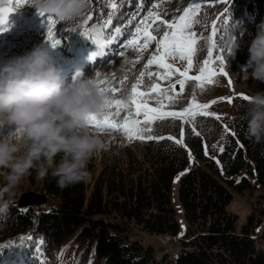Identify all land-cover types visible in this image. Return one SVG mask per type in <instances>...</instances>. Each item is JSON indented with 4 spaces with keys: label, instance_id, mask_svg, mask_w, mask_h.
<instances>
[{
    "label": "trees",
    "instance_id": "obj_1",
    "mask_svg": "<svg viewBox=\"0 0 264 264\" xmlns=\"http://www.w3.org/2000/svg\"><path fill=\"white\" fill-rule=\"evenodd\" d=\"M109 2L89 0L87 13L93 17L89 25L102 23L108 18L109 11H112ZM111 2L118 8L107 29L113 34L116 28H120L117 40L119 44H126L149 12L159 16L151 29L155 34L162 20H176L191 0ZM199 2H202L197 16L200 23L193 31L198 38L197 55L201 59L208 58L214 21L219 30L215 54L226 51L219 45L225 17L238 24L235 35L240 39L239 49L248 48L256 33V25L264 19V0H232L229 4L220 0ZM153 19L147 23H152ZM80 20L69 26L57 21V37L60 40L74 37V32L68 29L78 26ZM74 40L72 38L71 42ZM150 46H155L154 41ZM149 72L154 73L148 67L145 70L143 61L133 57L130 67L110 84L119 91L106 95L128 100L131 86L137 79L142 81L139 89L147 91L153 84L154 75L149 76ZM160 88L168 90L167 96H173L175 100L170 102L167 96H159L149 101L152 106L187 108L189 98L184 92L171 86ZM246 103L247 100L237 98L232 115L227 119L197 115L194 121L184 124L171 117L157 120L152 123L153 130L149 134L174 139H135L138 153L128 143L119 148L102 146L88 163L91 179L86 182L61 189L51 174L40 179L33 171L26 176L27 181L34 192L45 195L46 203L39 207H19V196L15 195L7 215L0 217V244H19L22 237H32V240H25L30 246L17 249L14 254L5 249L0 263L168 264L171 259L167 253L156 260L151 246L132 236L134 233L178 236L181 228L172 203V183L176 174L190 164L178 180L177 199L185 224V231L179 237L182 249L193 250H179L174 264H264V249L256 246L253 237L256 228L261 226L260 238L264 239V196L256 197L253 210L241 225H238V215L227 208L233 191L241 192L251 187L247 174L254 175L264 188V141L256 143L247 136V125L241 118ZM116 121L123 122L122 119ZM193 124L201 135L192 131ZM182 133L187 152L192 156L191 162L186 150L175 143ZM120 134L126 136L121 131ZM220 147L224 148L223 152L219 151ZM41 240L43 243L39 244L37 252L36 245Z\"/></svg>",
    "mask_w": 264,
    "mask_h": 264
},
{
    "label": "clouds",
    "instance_id": "obj_2",
    "mask_svg": "<svg viewBox=\"0 0 264 264\" xmlns=\"http://www.w3.org/2000/svg\"><path fill=\"white\" fill-rule=\"evenodd\" d=\"M28 5L69 26L84 17L89 0H29ZM237 28V22H229L219 41L232 56L240 46ZM248 52L251 73L242 67L240 75L264 83V19L256 25ZM61 74L40 46L0 66V217L7 215L18 186L33 171L40 179L51 174L61 189L91 179L88 163L103 144L90 133L88 117L104 110L106 94L80 68L68 83ZM248 98L241 118L247 136L259 143L264 141V90Z\"/></svg>",
    "mask_w": 264,
    "mask_h": 264
},
{
    "label": "rangeland",
    "instance_id": "obj_3",
    "mask_svg": "<svg viewBox=\"0 0 264 264\" xmlns=\"http://www.w3.org/2000/svg\"><path fill=\"white\" fill-rule=\"evenodd\" d=\"M231 1L232 0H227L226 4H229ZM28 4L29 0H24V6L17 9L15 7L14 0H0V8L10 7L13 9V11L8 15L6 24L2 26L6 30L0 32V66H2L4 63L15 56L23 55L26 52H29L34 46H40L46 49V43H50L45 39L48 15H41ZM188 6L189 5H187L186 7ZM182 14L183 12L180 15ZM82 23L83 20H80L76 28H78ZM93 24L99 25L100 22H95ZM165 30H167V25L161 23L159 29L157 30V33L154 34L152 32V34L156 36L158 40L163 36V32ZM73 32L75 34L74 37H66L65 39L60 40L57 37L58 32L55 30V37L60 41V43L55 47H53L50 43L48 47L50 55L56 65L64 70L61 74L63 83L70 82L72 73L75 71V69L80 68L82 69L85 76L91 77L94 81L106 80L108 81V86H110L111 82L115 78L120 77L122 73L130 67V63L131 61H133V57H137V60L143 61L145 67V65H147V61L151 59L152 56L159 55L156 50V41H154V47L148 44L147 49L146 47H142L141 50L138 51L135 47H124V44H119V41L116 37L118 33L114 32L113 34H111L110 30L104 29V35L110 38L112 40V43L106 45L103 53H98L93 57L92 60H89L88 57L90 53L96 51L95 44L89 38L82 36L79 30ZM72 38H75V40L71 42ZM139 44L143 45L142 39L139 41ZM239 48L236 50L235 56L230 55L227 50L217 54L218 56H222L224 58L223 67L224 70L228 73L227 76L218 74L213 78L211 83H205L202 88L197 87V84L199 83L198 81L185 79L182 92H184L189 98L188 106L193 102L194 99L196 103L208 104L209 107L207 111L215 113L221 119H227L232 115L233 105L236 99L240 97V94H246L248 96L256 91L264 90V83H259L255 80H252L251 75H249V79L247 80L244 79L242 75H240L242 67L248 66L249 52L248 48L242 51ZM207 59L208 58L201 59L197 55L196 44V54L193 57L192 67L188 69L187 75H199V69L204 65V61ZM165 62L173 66L170 70H168L166 79L164 78L165 70L163 68H160L155 63L147 66L151 71H154L153 84H158L160 87L171 86L175 90L181 91L180 85L177 83V81L180 79H184L183 77H181L180 73L183 72L185 68H187L188 61L182 60L179 57L169 56L166 58ZM213 64L217 68L221 66L219 61L214 60ZM177 69H179V71H177ZM247 70L249 73H251L250 67H247ZM157 73H160L161 75L158 76L156 75ZM229 80H231V84H229ZM217 81L219 82L218 85L216 84ZM226 97H231L232 102L230 103L227 99H222ZM110 98L113 97L110 96ZM213 101H215V103H212ZM162 110L183 112L184 109H167L163 107ZM112 111H115V109H112ZM128 112L129 109H122L120 111V115L115 117V119H122L123 121L124 117L128 115ZM140 119L143 122L142 116L140 117ZM176 119H178L181 124H184L185 122V120L179 117H177ZM156 122L157 120L153 121L152 123ZM88 129L90 133L99 135L103 146L111 148L115 146V148H119L128 143L131 145L132 150L138 153L137 147L134 146V141L136 138L129 139L127 136L121 135L120 131L114 132L112 130H109L101 132L90 127H88ZM2 134L3 132L0 131V135ZM162 135L166 134L163 133ZM179 145L187 152L184 142ZM187 153L189 155V152ZM191 161L192 156L190 162ZM189 167L190 164H188V166L184 170L178 172L174 177L172 183L171 197L181 226L180 234L181 232L183 233L184 220L182 209L177 199V184L179 178L186 173ZM247 177L251 183V187L241 192L233 191L232 200L227 206L228 210L238 215V225H241L245 221L247 214L253 210V204L256 197L260 194L264 196V188H262L257 183L255 176L247 174ZM28 191H34V189L31 185H29L27 177H24L16 190V195L20 196L21 193ZM254 211L256 212V210ZM262 221L264 222V216L262 217ZM261 231L262 227H257L255 230L254 238L256 240V246L260 249H264V239L260 238ZM166 236L167 235L159 237ZM132 237L135 239H139L145 245L151 246V248L153 249V253L156 256L160 255V253L157 254L158 252L168 247L170 248L168 253L170 259H175L177 253L179 252L176 244V239L170 241L167 245L164 246L154 235L151 236L134 233ZM172 238L173 237L170 236V239ZM61 253H63V251Z\"/></svg>",
    "mask_w": 264,
    "mask_h": 264
},
{
    "label": "snow or ice",
    "instance_id": "obj_4",
    "mask_svg": "<svg viewBox=\"0 0 264 264\" xmlns=\"http://www.w3.org/2000/svg\"><path fill=\"white\" fill-rule=\"evenodd\" d=\"M15 7L17 9L24 6V0H14ZM220 2L226 3L227 0H220ZM109 8L112 11H109L108 18L104 20L99 25L92 24L89 25V22L92 21L93 17L91 13H86L84 15L83 23L79 25L78 28L73 27L68 29L69 31L79 30L80 34L84 37L89 38L96 46V51L90 53L88 59L92 60L94 56L98 53H103L106 45L111 44L112 40L104 35V29H107L109 24L112 23V17L114 11L117 10L118 5L116 3H112L111 0L109 2ZM202 8V2L199 0H191V3L188 7H186L183 11V14L179 16L177 20L172 22L169 21H161L163 24L167 25V30L163 32V36L157 40V37L152 34L151 29H153V25L156 23V20L159 19V16L155 12H149L148 16L140 21V23L135 28V34L131 40H129L124 47H135L137 50H141L142 47H146L152 41H156V50L159 55L152 56L151 59L147 61V65L145 67L157 64L160 68L165 70L164 78H167V72L173 66L165 62L166 58L171 57H179L182 60L188 61V66L185 68L183 72L180 73L181 77L184 79H180L177 83L180 85V90L183 91V86L185 83V79L195 80L199 83L197 87H203L205 83H211L213 78L222 74L227 76L228 73L224 70L223 63L224 58L222 56H218L215 54L216 50V37L218 35L219 30L216 27L215 21L212 25V35L209 37L210 46L207 49L208 59L204 61V65L199 69V75L197 76H188V69L192 67L193 57L196 54V44L198 43V38L196 33L193 31L195 25L199 24L200 21L197 19L198 13ZM13 9L10 7L0 8V32L5 31L6 29L2 27L6 24L7 18L10 12ZM228 9H225L227 12ZM43 15V13H41ZM150 18H154L152 23H147ZM57 20L51 16L48 17L45 39L51 43L53 47L60 43L58 39L55 37V25ZM224 29L227 27L229 23V19L225 17L222 21ZM158 27V25H157ZM121 29L116 28L115 33H120ZM222 34L220 35L221 39ZM143 40V45L139 44L140 40ZM219 61L220 67H215L213 61ZM179 71V69H177ZM144 73H141V77ZM149 76L153 75L151 72L148 73ZM156 75H161L157 73ZM95 84L99 87V90L105 94H111L119 91L118 88L108 86V81L106 80H95ZM142 83L140 79H137L136 83L131 86V91L128 94V100L122 99H114L110 98V95H106V101L104 105V110L98 114H90L88 117L87 127L98 131H121L123 132L129 139H140V140H158L162 141L164 139H168L172 141L174 138L172 136H160L154 137L149 133L153 130L151 128L152 122L156 120H164L168 117L172 118H181L185 120V122L194 121L197 115L202 116H215L217 120L220 119L215 113L207 111L209 105L208 104H200L196 103L193 99V102L183 110V112H175V111H163V105L159 107H154L150 104V100H155L159 96H167L166 89H161L158 84H151L148 87L147 91H141L139 89V85ZM229 84H231V80H229ZM105 85V86H101ZM240 97L243 100H248V96L246 94H240ZM167 99L172 102L175 100L173 96H167ZM222 99H227L230 103L232 102L231 97H226ZM212 103H215L213 101ZM129 109L128 115H126L123 119L122 123H118L115 117L120 115V111L122 109ZM115 109V111H112ZM134 109V112H133ZM107 110V111H105ZM143 117V122L140 117ZM143 125H148V127H144ZM225 130L227 131V126H225ZM192 131L195 135L199 136L201 133L196 130L195 125L192 126ZM235 135V133H233ZM176 144L183 143V133L181 134V138L175 140ZM213 147H216L213 145ZM220 152L224 151L223 147L219 148ZM205 154L207 155V146L205 148ZM189 158L191 159V153L189 152ZM219 163V161H217ZM183 235V233H181ZM25 240L31 241L32 237H22L21 242L19 244H13L12 242H8L5 244H0V256L3 255L4 250L8 249L10 254H14L15 250L23 249L29 247V244L25 243ZM43 243V241H39L36 245V251L39 252V244ZM62 254V253H61ZM91 264V262H90Z\"/></svg>",
    "mask_w": 264,
    "mask_h": 264
},
{
    "label": "water",
    "instance_id": "obj_5",
    "mask_svg": "<svg viewBox=\"0 0 264 264\" xmlns=\"http://www.w3.org/2000/svg\"><path fill=\"white\" fill-rule=\"evenodd\" d=\"M49 45L50 43H46V50L49 52ZM46 203V197L42 193L34 192V191H28L23 192L20 194L18 199V206L19 207H26V206H33V207H39L43 206Z\"/></svg>",
    "mask_w": 264,
    "mask_h": 264
},
{
    "label": "built area",
    "instance_id": "obj_6",
    "mask_svg": "<svg viewBox=\"0 0 264 264\" xmlns=\"http://www.w3.org/2000/svg\"><path fill=\"white\" fill-rule=\"evenodd\" d=\"M158 240L165 246L167 245L171 240L173 239H170V236H166V237H157ZM176 242H177V246L180 250H183V251H191L193 249H182V240L180 238L176 239ZM169 248H165L164 250H162V252L160 253L159 256H156L155 259L158 260L163 254L169 252ZM168 264H174V262H169ZM224 264H228V263H224Z\"/></svg>",
    "mask_w": 264,
    "mask_h": 264
},
{
    "label": "bare ground",
    "instance_id": "obj_7",
    "mask_svg": "<svg viewBox=\"0 0 264 264\" xmlns=\"http://www.w3.org/2000/svg\"><path fill=\"white\" fill-rule=\"evenodd\" d=\"M63 71L64 70H62V73H63ZM165 235H171V234H165ZM159 236H162V235H156V237H159ZM173 238L172 239H178V238H176L175 236H173V235H171ZM228 264H230V263H228Z\"/></svg>",
    "mask_w": 264,
    "mask_h": 264
},
{
    "label": "crops",
    "instance_id": "obj_8",
    "mask_svg": "<svg viewBox=\"0 0 264 264\" xmlns=\"http://www.w3.org/2000/svg\"><path fill=\"white\" fill-rule=\"evenodd\" d=\"M184 226H185V224L183 225V229H184ZM162 252V250L160 251V252H158L157 254H159V253H161ZM169 255V254H168ZM170 258V257H169Z\"/></svg>",
    "mask_w": 264,
    "mask_h": 264
}]
</instances>
